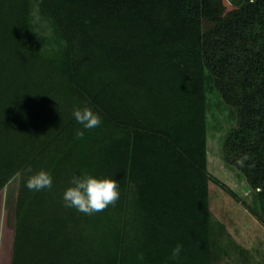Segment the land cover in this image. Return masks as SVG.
Wrapping results in <instances>:
<instances>
[{"label": "trees", "instance_id": "16d2710c", "mask_svg": "<svg viewBox=\"0 0 264 264\" xmlns=\"http://www.w3.org/2000/svg\"><path fill=\"white\" fill-rule=\"evenodd\" d=\"M213 102L237 120L225 159L264 222V0H0V191L20 177L11 264H217L241 249L211 211ZM85 106L99 127L76 122ZM29 165L51 189H27ZM84 173L117 180L115 206H64Z\"/></svg>", "mask_w": 264, "mask_h": 264}, {"label": "rangeland", "instance_id": "374dc122", "mask_svg": "<svg viewBox=\"0 0 264 264\" xmlns=\"http://www.w3.org/2000/svg\"><path fill=\"white\" fill-rule=\"evenodd\" d=\"M228 9L231 7L228 6ZM222 109L215 107L213 102L209 113L211 115L214 112L217 115L215 119L210 116L208 130V167L215 177L209 184L210 205L214 222L221 221L226 224L227 232L223 235L225 240L230 234L242 248L233 252L230 247L231 256L222 253L217 264H264V222L244 204L250 194L251 185L246 174L225 159L226 134L237 124V120L227 118ZM19 183L20 177L16 176L0 191V264L12 262Z\"/></svg>", "mask_w": 264, "mask_h": 264}, {"label": "clouds", "instance_id": "9594fccd", "mask_svg": "<svg viewBox=\"0 0 264 264\" xmlns=\"http://www.w3.org/2000/svg\"><path fill=\"white\" fill-rule=\"evenodd\" d=\"M72 115L76 122L82 125L85 130L97 128L102 123L100 115L93 112V110L87 106L83 108L75 107L72 111ZM75 135L77 139H83L85 132L84 130L77 129ZM249 159H251V157L248 154H244L236 163L240 167H244L245 162ZM24 172L25 174H30L27 175L25 182V186L28 190L39 192L45 188H52L53 179L50 172L41 169L33 173L30 165L24 169ZM71 185L72 186L68 187L63 193L64 206L67 208H74L89 216L106 210L109 205L115 206L120 197L117 180L108 177L97 178L84 173L79 176H73ZM182 251L183 245L177 243L171 250L170 259L178 260ZM137 260L143 262V253H138Z\"/></svg>", "mask_w": 264, "mask_h": 264}]
</instances>
